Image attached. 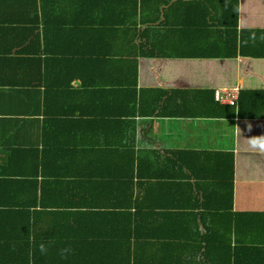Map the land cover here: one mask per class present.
Returning a JSON list of instances; mask_svg holds the SVG:
<instances>
[{
    "label": "trees",
    "instance_id": "obj_1",
    "mask_svg": "<svg viewBox=\"0 0 264 264\" xmlns=\"http://www.w3.org/2000/svg\"><path fill=\"white\" fill-rule=\"evenodd\" d=\"M32 1L35 7L36 0ZM47 3L59 8L53 1ZM219 3L235 6L234 11L223 12L222 7L212 17L186 12L185 26L177 21L179 25L166 30L169 44L161 42L162 32L153 27L143 32L139 45L127 40L116 54L101 52L97 44L79 55L73 51L80 67L78 87L69 86L74 79L69 76L63 83L53 82L46 94L67 83L66 90L76 91L77 100L63 111L48 113L88 124L92 119L88 126L95 166L108 167L99 178L111 177L120 184H88L90 195L82 189L84 184L69 181L28 184V199L23 202L2 200L0 194V264H264V183L234 181L240 168L232 152L134 148L136 118H231L245 108L252 112L250 117L264 119V73L245 75L248 69L235 66V58L244 55L236 29L237 0ZM49 7L40 11L42 17L39 11L28 15L22 27L29 32L41 19L56 24L73 15L65 10L50 14ZM164 22L174 23L166 15ZM136 57L150 59L156 68L163 61L177 60L185 66V59L208 63L220 59L222 67L209 85L192 92L163 75L159 82L145 85ZM200 60L190 68L202 65ZM117 62L130 70L120 71ZM238 81L242 83L236 107L214 102L213 88L235 87ZM45 150L49 152L45 157L39 151L31 155L41 167L56 164L53 172L42 171L50 177L44 182L69 175L59 170L75 159L58 157V147ZM116 158L109 166L108 160ZM38 172L36 168L32 174ZM14 185L0 184V193ZM73 187L86 191L88 199L75 195ZM94 194L103 196V202H88Z\"/></svg>",
    "mask_w": 264,
    "mask_h": 264
},
{
    "label": "crops",
    "instance_id": "obj_2",
    "mask_svg": "<svg viewBox=\"0 0 264 264\" xmlns=\"http://www.w3.org/2000/svg\"><path fill=\"white\" fill-rule=\"evenodd\" d=\"M47 1L57 3L59 8L49 7ZM219 2L220 0H36L34 7L32 0H0V180H3L0 184H15L0 193L2 200L26 201L28 184H66L69 181L70 184H84L82 189L89 195L88 184H120L111 177L99 178L102 171H108V167L95 166V161L98 160L92 152L93 132L88 126L93 124L92 119L88 124L81 118L62 119L48 113L50 109L59 112L60 109L63 111L73 106L77 100L76 91H67V83L61 89L51 90L48 95L46 91L53 87V82L63 83L69 76L74 78L70 80L69 86L78 87L76 72L80 67L77 69L75 61L78 57L74 56L73 51L79 55L80 50L87 52L88 45L97 44L101 52L116 54L123 50L122 46L127 40H131L135 46L139 45L143 42V32L153 27L162 32L163 36L159 37L161 42L169 44V31L166 30L173 29V24L179 25L177 21L185 26L186 12H207L211 17L213 14L217 16L222 7H225ZM48 7L50 14L51 10H65L73 15L60 18L61 22L56 24L53 20L41 19L29 32L25 26L22 27L28 15L38 11L40 14L42 9L47 10ZM227 7L223 12L234 11L235 6ZM237 10L238 43L242 46L244 55L235 58V66L240 65L245 71L248 69L249 73L245 75L263 76L264 0H237ZM75 13L78 15L75 16ZM41 15L42 13L39 16L42 17ZM164 15L174 23L168 26L169 23L164 22ZM111 59L116 60L114 56ZM199 60L185 59V66L180 60L172 63L163 61L156 68V64L151 63L150 59L136 57L137 71L145 75V85H151L154 79L159 82L163 75L168 81L180 85L179 88L192 92L203 90L211 82V76L217 74L222 67V60L216 59L214 63L200 60L202 65L190 68L193 61ZM118 64L119 62L116 66ZM119 65L120 71L130 70L121 63ZM85 66L88 65H84L87 68ZM111 71L112 69L110 73ZM241 83L237 82L239 89ZM218 88L231 87H215L213 92ZM240 109L242 115L235 112L231 118H136L135 151L156 148L189 149L203 154L232 152L235 156L234 164H238L240 168L235 173L234 181L263 184L264 119L250 117L248 114L252 112ZM261 114L264 115V112ZM61 119L63 124L59 122ZM215 136L224 137L225 148L215 142ZM56 147L60 148V155L55 152L58 157H73L75 162L65 170H59L69 175L46 183L44 180H50V177L46 178L42 171L53 172L56 164L41 167L31 155L39 151L38 155L45 157L49 154L45 149ZM43 152L45 153L41 155ZM118 158L108 160V165L114 166L113 163ZM36 168H39V172L34 176L32 172ZM73 188L77 190L75 195L88 199L85 197L88 196L86 191ZM89 199L88 202H96L97 199L103 202L101 195L94 194Z\"/></svg>",
    "mask_w": 264,
    "mask_h": 264
},
{
    "label": "built area",
    "instance_id": "obj_3",
    "mask_svg": "<svg viewBox=\"0 0 264 264\" xmlns=\"http://www.w3.org/2000/svg\"><path fill=\"white\" fill-rule=\"evenodd\" d=\"M239 88H218L213 92L214 100L219 104L235 106L237 104Z\"/></svg>",
    "mask_w": 264,
    "mask_h": 264
},
{
    "label": "rangeland",
    "instance_id": "obj_4",
    "mask_svg": "<svg viewBox=\"0 0 264 264\" xmlns=\"http://www.w3.org/2000/svg\"><path fill=\"white\" fill-rule=\"evenodd\" d=\"M213 135V137H214V134H212ZM217 139L215 140V142L217 143V144H219V145H222V147H224L225 148V146H223L224 144H225V141L226 140H224V137H220V136H215ZM210 139H212V137L210 138Z\"/></svg>",
    "mask_w": 264,
    "mask_h": 264
}]
</instances>
